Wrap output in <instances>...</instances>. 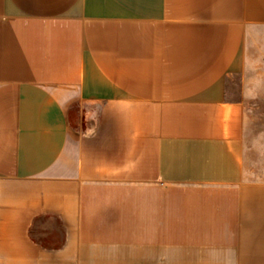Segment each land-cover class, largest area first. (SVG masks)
I'll use <instances>...</instances> for the list:
<instances>
[{"label": "crops", "instance_id": "0c3cea01", "mask_svg": "<svg viewBox=\"0 0 264 264\" xmlns=\"http://www.w3.org/2000/svg\"><path fill=\"white\" fill-rule=\"evenodd\" d=\"M258 68L264 0H0V264H264Z\"/></svg>", "mask_w": 264, "mask_h": 264}, {"label": "rangeland", "instance_id": "374dc122", "mask_svg": "<svg viewBox=\"0 0 264 264\" xmlns=\"http://www.w3.org/2000/svg\"><path fill=\"white\" fill-rule=\"evenodd\" d=\"M259 70L264 71L258 68L250 74L254 96L245 100L247 126L243 146L244 177L253 181L264 180V78ZM228 88L234 96H238L242 88V75L230 76ZM91 108L87 103L76 104L71 112V125L80 128L81 115L84 117Z\"/></svg>", "mask_w": 264, "mask_h": 264}]
</instances>
